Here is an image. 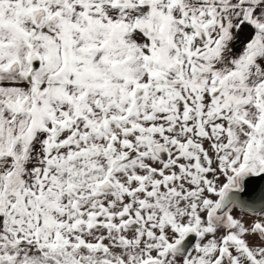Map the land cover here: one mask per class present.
I'll return each mask as SVG.
<instances>
[{"label": "snow or ice", "instance_id": "snow-or-ice-1", "mask_svg": "<svg viewBox=\"0 0 264 264\" xmlns=\"http://www.w3.org/2000/svg\"><path fill=\"white\" fill-rule=\"evenodd\" d=\"M262 182L264 0H0V264H264Z\"/></svg>", "mask_w": 264, "mask_h": 264}, {"label": "water", "instance_id": "water-1", "mask_svg": "<svg viewBox=\"0 0 264 264\" xmlns=\"http://www.w3.org/2000/svg\"><path fill=\"white\" fill-rule=\"evenodd\" d=\"M264 183V182H262ZM259 193V187L258 186H253L252 188H250L249 192L247 193V195L252 196V195H256Z\"/></svg>", "mask_w": 264, "mask_h": 264}]
</instances>
